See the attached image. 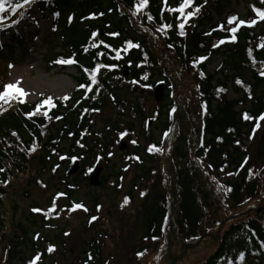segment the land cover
<instances>
[{
	"label": "trees",
	"instance_id": "trees-1",
	"mask_svg": "<svg viewBox=\"0 0 264 264\" xmlns=\"http://www.w3.org/2000/svg\"><path fill=\"white\" fill-rule=\"evenodd\" d=\"M136 2L138 0H31L15 14L10 10L15 0L6 5L7 10L2 14L5 19L0 23V52L5 48L2 36L6 35L9 43L20 41L17 23L13 22L18 18L32 22L34 18L27 11L34 5L40 17L50 15L55 24L63 20L59 34L64 49L59 56L73 57L77 63H73L75 87L69 99L53 100L55 107L42 105L31 119L27 114L41 104L44 96L35 103L24 99L22 102L0 101V169H3L0 171V241L5 238V195L13 181L27 176L28 181L39 183V173L58 165L61 155H65L66 162H70L72 156L80 160V170L72 178L86 180L88 177L83 175V170L91 164L89 161L97 154L106 158L119 132L127 133L123 136L126 141H134L133 121L137 120L147 147L156 145L162 149L149 154H164L161 157L165 161L161 188L154 194V200L144 206L142 240L157 247L164 241L163 254L161 248L158 252L168 264H176V254L170 248L175 243L184 253L204 242L213 243L215 247L205 259L193 264H229V261L231 264H263L264 205L257 202L247 207L243 215L224 214L218 218L223 208L218 200L224 199V205L235 208L264 199V121L256 128L255 120L242 118L244 112L253 117L264 113V76L259 74L264 48L257 47L264 38V21L248 10L245 21L256 19L257 23L251 27L239 25L233 41L230 29L237 27L240 16L232 8L227 10L231 0H194L185 12L196 8L199 12L188 18L185 35H180L178 25L184 18L178 12L169 11L164 0H150L146 9L133 15ZM178 2L168 0V7L175 8ZM253 5L264 9V0H252ZM148 13L153 20L146 18ZM234 15L238 20L229 24L228 18ZM162 24L172 25L166 29V34L157 31ZM94 31L98 32L95 38L98 47L91 46ZM101 40L105 43L100 44ZM221 40L224 43L213 47ZM126 41L138 43L139 47L125 51ZM249 49L255 57V65L249 57ZM116 50L120 52L118 59ZM98 52L103 55H97ZM202 56L207 59L194 65L193 61ZM217 56H221V60L209 69ZM97 63L115 67L100 69L99 83L92 86V91L78 88L80 84L91 82L83 69H91ZM188 74L192 88L188 90L186 102L175 78L185 80ZM237 79L243 83L237 84ZM160 80L164 82L163 99L160 103L154 102L155 114L151 115L156 120L155 126L160 124L161 135L156 140L152 128L145 127L144 95L127 97L125 90L134 92L135 86H139V90L143 86L152 88ZM147 92L151 94V90ZM109 105L116 110L117 117L111 123L106 122L103 130L95 131L93 115ZM195 108L201 118L199 127L192 121ZM168 129L171 132L165 138ZM251 142H254L252 150L248 146ZM34 145L36 151L31 152ZM138 145L134 144V150L129 149L122 156L131 155L133 159ZM136 155L139 161L133 179L139 180L138 183L154 180L156 168L144 163L140 153ZM158 172L160 174V170ZM214 173H224L228 178L213 180ZM111 176L118 179V174H106L101 176L100 184L108 182ZM63 180L67 184L68 179ZM218 185L224 187L218 188ZM48 216L58 221L55 212ZM62 231H67L65 226ZM26 232L22 225L15 226L14 237L1 249L4 264H12L18 252L16 248L25 244ZM104 233L99 232L87 240L79 264H104L99 249V238ZM32 249L35 253L30 256L19 255L21 264H29L39 253L35 245ZM139 250L142 252V248ZM241 252L245 254L243 260L237 258Z\"/></svg>",
	"mask_w": 264,
	"mask_h": 264
},
{
	"label": "rangeland",
	"instance_id": "rangeland-1",
	"mask_svg": "<svg viewBox=\"0 0 264 264\" xmlns=\"http://www.w3.org/2000/svg\"><path fill=\"white\" fill-rule=\"evenodd\" d=\"M252 0H231L229 8L234 9L241 16H245ZM30 12L37 16L36 8L31 7ZM66 14V13H65ZM63 14V16L65 15ZM63 21V20H62ZM62 21L56 27L52 24L50 17L37 20L32 25L26 20H20L17 27L23 33L21 42L5 43V48L0 52V90L9 83L20 81V86L28 93L24 97L29 102L37 101L40 97L51 96L53 100L63 101L62 97L70 96L74 87L73 77L76 74L72 66L62 67L56 61L59 60V53L64 49L60 30ZM6 41V39H5ZM221 60V56L213 59L209 69H213ZM173 68H177L173 65ZM178 91L187 102L188 90L192 88V78L188 74L185 80L175 78ZM127 97H132L138 92L125 90ZM176 93V92H175ZM143 99V113L150 115L154 109L152 94L145 92ZM181 102V100H180ZM194 125L199 127L200 119L197 108L191 114ZM116 110L112 106H107L101 113L93 115L94 130H103L106 122H113ZM125 118H129L125 116ZM155 121H150V128L156 140L159 139L160 124L155 127ZM134 137L139 144L137 153H140L144 163L153 165L155 178L149 182H140L133 179L137 171V159L131 155L121 156L118 143L113 142L111 155L107 158L99 159L93 157L89 162L98 163L101 167L98 176L106 174H118V179L113 176L103 185H92L88 181L81 180L80 177L72 178L66 174V163L54 167L57 170L47 169L40 172V182L28 181V177H21L13 181L5 195V238L0 241V264H4L1 259V249L14 237L15 226L22 225L26 229L25 244L17 247L18 250L12 264H21L18 260L21 255L30 256L34 254L32 246L39 249V264H79V258L83 256L82 250L86 248V242L93 235L105 232L99 238L100 253L104 258V264H161L163 262L159 248L165 247L164 241L157 247L151 242L142 240L144 229V206L154 200V194L161 188V174L165 164L164 154H149L147 142L140 133L141 126L134 122ZM184 128L188 131V125L184 123ZM137 135V136H136ZM114 137V135H113ZM134 139V141H136ZM164 148V141H161ZM249 149L254 148V142L248 143ZM129 149L134 150L132 145ZM67 152V150H65ZM134 153V154H137ZM148 155V156H147ZM151 155V156H149ZM36 163L33 164L35 167ZM34 167L31 170H34ZM160 170V174L158 172ZM74 174V173H73ZM212 177L224 181L228 178L226 174L214 173ZM67 178V184L63 180ZM136 185L134 186V184ZM72 189L70 190V187ZM264 192V184L262 186ZM65 195L57 200L56 222L52 217L41 212H31L32 205H38L40 209H48L51 198L55 192ZM58 192V193H59ZM130 193V194H129ZM143 193V195H141ZM129 197V203L124 204L125 197ZM73 202L82 203L87 211L77 209L69 212ZM223 206L218 218L226 215H243L247 207L255 205L257 202L264 205V199H257L243 206L231 208L224 205L225 200L220 199L218 203ZM90 213V214H89ZM97 217L91 220V217ZM45 223L50 224L47 226ZM66 227V232L62 227ZM215 228H212L214 230ZM37 234H39L37 236ZM166 237V236H164ZM165 239V238H164ZM54 246L52 252L48 251L49 244ZM199 243L189 251L182 253L179 244H174L172 253L176 264H193L203 260L214 249V244L210 242ZM164 245V246H163ZM163 246V247H162ZM142 248V252H140ZM166 248V247H165ZM164 248V249H165ZM41 250V251H40ZM195 250V251H194ZM138 253H144L138 256ZM163 254V250L161 252ZM20 255V256H19ZM163 264H168L167 261ZM264 264V263H263Z\"/></svg>",
	"mask_w": 264,
	"mask_h": 264
},
{
	"label": "snow or ice",
	"instance_id": "snow-or-ice-1",
	"mask_svg": "<svg viewBox=\"0 0 264 264\" xmlns=\"http://www.w3.org/2000/svg\"><path fill=\"white\" fill-rule=\"evenodd\" d=\"M13 0H0V23L3 22V20L5 19V17L2 15L6 10L7 4H12ZM31 2V0H15L14 5L11 7V13L15 14L17 12L18 9L24 7L25 5L29 4ZM150 0H138V2L134 3L133 6V15H138L142 10L146 9L149 5ZM194 2V0H179L177 7L175 8H170L168 7V0H164V4L166 6V8H168L169 11H174V12H178L180 14L181 17L184 18V22L180 23L178 25L179 30H180V35H185L184 32V28H185V23H187V20L189 17L193 16L196 14V12H199V8H196L195 11H188L185 12V9L189 8L190 5H192ZM253 11L256 13L257 17L264 21V9L261 8H256L253 5ZM21 15H23V13H21ZM94 15V14H93ZM146 18L151 21L154 19V17L148 13L146 14ZM71 17H69V21L71 22ZM238 17L237 16H231L228 18V23L232 24L234 21H237ZM13 23H18V21H14ZM257 23L256 19H252V20H239L238 21V25L237 27H233L230 30L233 32V36L231 37V39L233 41L236 40V36H235V32L237 31V28L239 27V25H247L249 27H251L252 25H255ZM172 25L171 24H162L160 25V27L157 29V31H164L166 34V29L171 28ZM221 29H223V25L219 26ZM210 34V33H209ZM108 35H112V36H118V33H109ZM98 37V32L94 31L91 34V38L93 40L92 43V47H98L99 45H97L95 43V38ZM262 42L260 44L257 45L258 48H264V38H261ZM100 44H104V41H100ZM127 45V48H125V51L128 50V48H132V47H139V44L136 43L134 44L132 41H126L125 42ZM224 43L223 40L219 41L218 44H214L213 47H218L219 44ZM105 47L111 48V45H105ZM85 51H87V47L84 49ZM117 52V56L116 58L118 59L120 57V52L119 50H116ZM97 55H103V53H97ZM249 57L252 59L253 64L255 65L256 61H255V57L252 56V50L249 49ZM207 57H199L198 60H194L193 64H197L198 62H201L203 60H206ZM57 63H63V64H73V63H77V61L73 58V57H69L67 59H59L56 61ZM261 63V70H260V75L264 76V61L260 62ZM115 67V65H104V64H100L97 63L93 68L88 69V68H84L83 71L86 73V75L88 76V79L91 81L88 84H80L77 87L78 88H86L87 91H92V86L96 85L99 83L98 81V73L100 71L101 68H107V69H111ZM203 75V74H202ZM147 75L144 76V79H147ZM237 84H242L243 82L240 79H237L236 81ZM21 82L20 81H16L15 83H9L7 85L4 86V90L0 91V101H3L4 103H10L12 100H21V102L23 101V98L26 97L28 95V93L20 86ZM87 91L85 92V95H87ZM96 91H99V88L96 89ZM219 91H225L224 89H220ZM247 91V88H246ZM95 98V97H93ZM62 99L64 100H68L69 97L67 95H65L64 97H62ZM42 105H49L50 107H55V104L53 103V98L51 96H48L46 98H44L41 102V104L37 105V108L33 110V112L28 113V117L31 119L34 115H36V113L40 110ZM87 111V110H85ZM173 111H175V109H173ZM43 115L47 116V112H44ZM51 118V117H49ZM242 118L244 120H255L256 124L255 127L258 128L260 127V121H264V113H261L259 116L257 117H253L251 116L249 113L244 112L242 114ZM56 119H59V117H56ZM169 132H171V129H168V131H166L164 133L165 138L168 136ZM253 132H255V128L253 129ZM127 133L126 132H121L119 135L121 137L125 136ZM13 135H17L16 133H13ZM79 143V142H78ZM133 144L137 143L136 141H132ZM83 147V145H81ZM149 152H153V151H162V149H160L159 147H157L156 145H150L147 149ZM31 152L36 151V146L34 145L31 149ZM65 157H61V159H64ZM136 159H139V157H136ZM245 163H247V159H245ZM58 167V166H57ZM209 167H211L209 165ZM241 167H243V165H241ZM57 169L54 168L53 171H56ZM223 171V169H221ZM0 171H3V169H0ZM251 172V170H249ZM229 175H232V173H229ZM213 180L216 179V177H212ZM5 183H7V181H5ZM224 187L223 185H218V188H222ZM231 189H226V191H230ZM65 194L63 193H57L54 195L53 197V201L51 206L44 210V209H40V208H35L33 209L34 212H45L46 215L51 214V213H56V215H59V212L57 211V200L63 196ZM141 195H143V193H141ZM129 203V197H125L123 200V204L121 205L123 207L124 204ZM77 209H83L84 211H87L86 206H84L82 203H76L73 202L71 208L68 209L69 212L72 211H76ZM97 217L93 216L91 217V220H96ZM39 234H37L38 236ZM54 250V246L53 245H49L48 247V251L52 252ZM144 253H138V256H142ZM244 253L241 252L239 253V256L237 257L240 260L244 259ZM40 259V254L37 253V255L29 261V264H37V261ZM229 264H231V261H229Z\"/></svg>",
	"mask_w": 264,
	"mask_h": 264
},
{
	"label": "water",
	"instance_id": "water-1",
	"mask_svg": "<svg viewBox=\"0 0 264 264\" xmlns=\"http://www.w3.org/2000/svg\"><path fill=\"white\" fill-rule=\"evenodd\" d=\"M161 89H162V85H158L155 88V95H156L157 100H159L161 98V96H162V90ZM98 172H99V168H97L95 170V172H93L91 174V180H90L91 184H94V185L98 184V181H97Z\"/></svg>",
	"mask_w": 264,
	"mask_h": 264
}]
</instances>
